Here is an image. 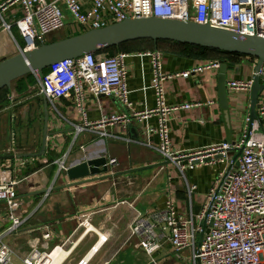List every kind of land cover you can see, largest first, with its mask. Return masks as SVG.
I'll use <instances>...</instances> for the list:
<instances>
[{
  "label": "crops",
  "instance_id": "1",
  "mask_svg": "<svg viewBox=\"0 0 264 264\" xmlns=\"http://www.w3.org/2000/svg\"><path fill=\"white\" fill-rule=\"evenodd\" d=\"M7 1L0 0V7ZM23 16L21 3L8 5L1 13L0 62L19 54V47L24 43L14 23ZM4 23L11 26L10 30L4 28ZM74 26L77 25H68L61 33L66 38L73 35ZM161 44H164L162 48L167 46L165 51L157 48L158 45L161 48ZM153 46V50L163 53L162 63L166 75L218 61L200 62L185 58L181 55L184 49L177 45L159 43ZM145 52L148 51L130 53L124 62L132 106L127 108L112 98L96 99L88 95L84 106L89 121H96L101 115H132L156 107L153 90H143L150 85L152 78L150 59L139 56ZM219 61L227 64L226 86L231 81L254 78L257 66L254 58L222 55ZM218 74V71L206 69L202 75L164 83L165 100L169 106L201 104L172 113L170 129L174 152H195L225 142L234 145L242 138L247 118L250 117L252 92L227 86L228 107L221 108ZM35 82L32 73L12 83L11 89L0 93V167L8 160L14 165L21 181L18 201L23 203L19 212L23 223L16 235L7 233L11 226L9 213L6 205L0 203V237L12 248L13 264H24V257L34 246L41 253H52L51 264H78L84 258L88 259V264H167L165 252L148 255L144 251L142 240L131 236L130 224L138 212L161 209L167 200L177 206L184 219H188L191 213L198 215L195 208L203 206L215 180L219 174L227 172L237 153L230 151L224 163L198 165L195 170L186 163L183 171L174 163L161 166L163 160L156 150L158 138L155 116L147 121L132 120L131 124L138 130L139 141L130 139L128 124L107 127L109 136L105 138L90 131L78 134L77 127H82L84 120L74 99L70 97L56 100L53 105L48 104L46 151L43 156H36L41 153L43 143L45 97L25 98L14 108L13 113L7 109L11 93L22 95ZM209 102L213 104L209 105ZM32 105L35 107L28 109ZM262 109L264 90L256 107L259 120L257 132L264 136ZM11 115H14L13 120L8 118ZM16 122L18 131L15 130ZM148 127L153 129L151 148L145 145V129ZM12 141L15 155L7 152ZM85 155L116 159L118 163L110 167L108 172V175L114 176H90L73 181L67 172L60 171L59 161L66 159L67 165L74 167L75 163L69 164ZM150 166L152 168L148 171L130 173ZM84 217H89L90 225L98 233L108 235L107 242L102 244L98 234L87 232L80 226ZM48 232L50 239L45 240L44 235ZM96 246L99 250L94 253L92 249Z\"/></svg>",
  "mask_w": 264,
  "mask_h": 264
},
{
  "label": "built area",
  "instance_id": "2",
  "mask_svg": "<svg viewBox=\"0 0 264 264\" xmlns=\"http://www.w3.org/2000/svg\"><path fill=\"white\" fill-rule=\"evenodd\" d=\"M14 3H21L24 10L23 18L14 23L24 43L19 47V53L50 43L51 38L66 27L64 10L73 16L75 23L87 26L86 31L89 28L101 29L128 18H156L208 25L243 35L264 36V0H8L0 7V15L8 5ZM4 28L10 30L11 26L4 23ZM139 56L150 59L152 78L150 85L143 90H153L156 101L153 109L132 115H101L96 121L88 120L84 106L88 95L96 99L112 98L127 108L132 106L124 69V62L130 57V53L124 52L113 56L107 53H90L74 60L56 63L49 68L47 74L35 72L36 82L28 86L26 93L9 95L7 109L13 113L22 100L35 96L45 97L51 105L56 100L71 97L84 120V125L77 127L78 134L90 131L100 138L109 136L106 132L109 126L129 124L134 119L147 121L155 116L158 138L156 150L163 162L174 163L181 171L185 169L184 163L192 170L198 165L224 163L227 153H238L243 148L238 167L219 174L198 215L191 213L188 219H184L177 206L167 200L161 209L138 212L129 229L131 236L142 240L144 251L148 255L157 252H165V256L170 255L169 253H189L192 264H264V136L257 132L259 120L251 123L250 117L247 118L246 130L234 145L225 142L195 152H174L170 129L172 113L201 104L169 106L165 100L164 83L199 76L206 69L218 71L220 61L166 75L162 63L163 53L160 50L148 51ZM258 75L264 80V64ZM253 79L231 81L227 86L234 90L251 91ZM208 104L212 105L213 102ZM13 118L14 115H11L12 120ZM152 131L150 127L145 129V145L149 148L152 147ZM81 149L84 151V147ZM7 152L16 154L13 141ZM219 155L223 158L217 159ZM208 158L210 161L206 162ZM106 160L108 168L118 163L116 159ZM83 161L85 160L76 162L75 166ZM196 161L199 164H195ZM58 164L60 171L67 172L71 168L66 159ZM20 182L14 165L8 160L0 167V203L6 205L9 213L11 226L7 233L10 235H16L23 223L19 214L23 203L18 201ZM89 220V217H84L80 226L87 232L94 231L98 234L102 244L107 242L108 235L98 233ZM205 221L207 226L204 230ZM203 232L199 247L198 238ZM44 239H50L49 232L44 235ZM98 250L97 246L92 249L94 253ZM12 255L10 245L0 237V264H13ZM51 261L52 253H41L34 246L24 257L23 263L51 264ZM78 264H88V259L84 258Z\"/></svg>",
  "mask_w": 264,
  "mask_h": 264
},
{
  "label": "water",
  "instance_id": "3",
  "mask_svg": "<svg viewBox=\"0 0 264 264\" xmlns=\"http://www.w3.org/2000/svg\"><path fill=\"white\" fill-rule=\"evenodd\" d=\"M138 41L171 42L256 59V74L253 79L254 85L251 90L250 119L251 123L258 120L256 107L258 98L264 90V82L262 83V79L258 75L264 64V36L243 35L192 22L162 20L156 18L135 20L128 18L122 22L114 23L101 29L89 30L73 37L43 44L35 50L19 53L0 62V91L11 89L12 83L32 73L38 72L40 75H43L46 69H49L52 65L61 61L74 60L86 54H97L111 48L120 47L124 44ZM218 72L219 103L221 108L227 109V64L223 61L220 62ZM34 107L35 106L32 105L28 109ZM43 112L45 126L41 153L36 155L39 157L45 154L48 138V102L46 98H44ZM10 117L11 116L8 118L10 119ZM127 126L130 139L133 141H139L140 136L136 127L131 123ZM242 152L243 148H241L235 155L229 171L238 167L239 158L241 157ZM216 158L222 159L223 157L219 155ZM81 160L85 161L79 165L71 167L67 171L70 180L77 181L89 178L90 176L99 175L105 176L103 178L114 176L111 174L108 175L109 168L105 157L93 158L92 155L85 156L71 162L69 165ZM207 161H210V159H206V162ZM170 164L171 162L166 161L163 162L161 166H169ZM195 164H199V162L196 161ZM150 168L152 167L135 169L130 171V173H137ZM95 178L97 179V177ZM201 208L202 207L195 208L196 214L200 213ZM206 226L207 222L205 221L204 230L206 229ZM203 235L204 232L200 235L198 242L199 247L201 246Z\"/></svg>",
  "mask_w": 264,
  "mask_h": 264
},
{
  "label": "rangeland",
  "instance_id": "4",
  "mask_svg": "<svg viewBox=\"0 0 264 264\" xmlns=\"http://www.w3.org/2000/svg\"><path fill=\"white\" fill-rule=\"evenodd\" d=\"M64 13H65V25H66V27L68 25H74L75 22H74L73 16L68 11L64 10ZM75 24L77 26L73 27V33H72L73 35H68L67 38L82 34L86 31L87 26L84 27V26L79 25L77 23H75ZM89 30H91V28H89ZM64 38H66V36L63 35L61 32H59L58 34L54 35L51 38V42L59 41V40L64 39ZM162 45H164V44H161V48H159L160 46L158 45L157 48L165 51V47H167V46H163V48H162ZM153 49H155L153 46V43L147 42L145 44L139 43L136 45L128 46L125 49H123V51L133 53V52H140V51H150ZM221 58H222V56H218V55H213V56L212 55H205L204 57L199 58L198 61H200V62H209L212 60H218L219 61ZM16 123L17 124L14 123L15 124V130L18 131V127H17L18 122H16ZM169 254L170 255L166 256V263L167 264H192L191 255L189 253H187L186 255L183 253L182 254H180V253H169Z\"/></svg>",
  "mask_w": 264,
  "mask_h": 264
},
{
  "label": "trees",
  "instance_id": "5",
  "mask_svg": "<svg viewBox=\"0 0 264 264\" xmlns=\"http://www.w3.org/2000/svg\"><path fill=\"white\" fill-rule=\"evenodd\" d=\"M56 42V41H55ZM143 42H149V43H153V44H159V43H167V44H172V45H177L180 46L184 49V51L181 53V55L185 58H192V59H199L201 57H204L205 55H218V56H222V55H236V54H230V53H226V52H221V51H215V50H211V49H207V48H201V47H193V46H188V45H183V44H177V43H171V42H153V41H138V42H133V43H128V44H124L120 47H115V48H111L109 50L97 53V54H102V53H107L109 55H115L117 53L120 52H124V53H130V52H125L123 51V49H125L128 46L131 45H136L139 43H143ZM52 43V42H50ZM240 56V55H238ZM49 72V69H46L44 71V74H47ZM7 89H4L2 91H0V93H3L4 91H6ZM5 104V103H4ZM4 104L2 106H4Z\"/></svg>",
  "mask_w": 264,
  "mask_h": 264
},
{
  "label": "bare ground",
  "instance_id": "6",
  "mask_svg": "<svg viewBox=\"0 0 264 264\" xmlns=\"http://www.w3.org/2000/svg\"><path fill=\"white\" fill-rule=\"evenodd\" d=\"M59 251H60V249H59ZM57 252V251H56ZM53 254H55V253H53ZM57 254H58V252H57ZM63 256H64V254H63ZM57 257V256H56ZM67 257V256H66Z\"/></svg>",
  "mask_w": 264,
  "mask_h": 264
}]
</instances>
